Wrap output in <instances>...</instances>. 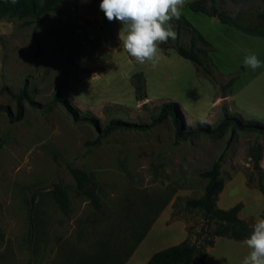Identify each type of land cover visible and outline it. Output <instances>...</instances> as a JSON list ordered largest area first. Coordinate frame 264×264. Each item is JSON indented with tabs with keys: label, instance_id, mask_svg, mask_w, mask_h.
Masks as SVG:
<instances>
[{
	"label": "rangeland",
	"instance_id": "1",
	"mask_svg": "<svg viewBox=\"0 0 264 264\" xmlns=\"http://www.w3.org/2000/svg\"><path fill=\"white\" fill-rule=\"evenodd\" d=\"M98 5L99 0H63L38 22L0 18V106L14 114L10 92L18 93L24 83L32 96V104L21 102L17 121L0 110V264H71L73 254H94L101 243L125 255L148 226L126 264L144 263L186 238L201 244L214 221L185 207L184 199L202 195L199 173L216 160L224 181L216 205L227 209L240 202V218L264 217V190L258 186L264 188L263 133L227 127L176 139L169 117L154 120L161 103L177 102L185 128L196 122L213 126L225 111L264 122V37L221 23L216 15L182 10L210 44L212 83L173 47H158L157 63L139 64L118 45L115 19L109 21ZM217 5L245 21L264 12V0ZM188 40L181 33L184 45ZM247 51L262 61L255 71L243 66ZM138 71L143 99L130 79ZM232 75L234 84L222 89ZM56 91L65 106L53 101ZM113 119L126 125L103 133ZM256 148L260 169L250 157ZM70 167L90 175L99 209L76 188ZM55 184L66 193V212L53 198ZM202 229L206 233L199 236ZM248 251L243 240L216 236L206 264H241Z\"/></svg>",
	"mask_w": 264,
	"mask_h": 264
},
{
	"label": "trees",
	"instance_id": "2",
	"mask_svg": "<svg viewBox=\"0 0 264 264\" xmlns=\"http://www.w3.org/2000/svg\"><path fill=\"white\" fill-rule=\"evenodd\" d=\"M63 0H0V18L5 16L18 15L20 17L28 16L38 22L42 15H46L51 11L57 10L56 4ZM222 0H192L189 2V9L193 12H202L209 16L213 11H216V18L224 24L239 29L240 31L253 35L264 37V12L257 14L256 19L245 21L240 15H232L230 12L223 8L217 7V2ZM233 3L244 2L247 0H231ZM171 24L176 33L175 39H169L167 42L158 43V47L162 52H166L169 47H173L175 51L183 58L188 59L194 65L197 71H201L214 83L213 67L211 60L208 58L207 53L210 48L209 42L194 28V26L181 14L179 20H172ZM186 32L189 35L188 44L184 45L181 41V33ZM198 42L202 45L198 46ZM131 83L134 87L135 95L138 99L146 98L144 88V76L141 71L134 72L131 75ZM237 77L232 75L230 78L221 85L222 89L230 88ZM3 91H6L3 88ZM10 96L14 99L15 108L14 114L9 110L8 106H0V110L4 111L11 121L21 119L23 111L21 102L25 101L32 104L31 93L24 83L18 93L10 92ZM53 101L66 105L64 97L59 91L54 92ZM182 110L177 102H163L159 105V110L155 116V122L164 117H169L174 127V134L176 139H184L192 137L196 133L203 134H216L225 128L231 130L241 131H255L264 134V122L255 121L252 119H242L235 112H224L220 120L213 126H208L202 122H196L192 127H184L182 121ZM76 117V114H74ZM83 120L91 122L89 117H83ZM92 123V122H91ZM126 125L121 120L113 119L104 127L103 133L110 130L120 129ZM250 157L253 166L260 169L259 161L261 160L260 150L258 148L250 151ZM71 173L76 188L87 195L88 200L94 209L100 208L98 196L90 188L91 178L90 175L78 167H70ZM199 176L205 180L203 193L199 197H189L184 199V205L190 209H196L201 214L205 221H214V228L211 233H207L209 238L204 240L201 244L197 241H191L188 238L176 244L169 245L163 249L155 251L142 264H206V250L214 242L216 236H225L236 240H243L248 235L251 225L254 222L242 219L238 216V212L242 206L240 202L233 206L222 209L216 205L218 194L223 188L224 181L220 177V162L214 161L209 168L201 171ZM259 189L264 190L262 183H259ZM53 198L58 207L66 212L68 208L67 197L63 187L55 184L52 190ZM149 227V226H148ZM148 227L144 228L139 236L136 238L134 245L123 255L119 249L110 250L104 243L100 244V249L94 254L81 256L73 254L78 259L73 257L69 258L71 264H124L132 251L141 242L145 236ZM205 232L202 229L203 234ZM206 233V232H205Z\"/></svg>",
	"mask_w": 264,
	"mask_h": 264
},
{
	"label": "clouds",
	"instance_id": "3",
	"mask_svg": "<svg viewBox=\"0 0 264 264\" xmlns=\"http://www.w3.org/2000/svg\"><path fill=\"white\" fill-rule=\"evenodd\" d=\"M185 0H99L104 16L120 22L118 39L126 53L139 64L145 61L157 63L158 43L175 39L171 24L179 20ZM243 66L253 71L262 61L256 52L247 51ZM249 249L241 264H264V217L258 218L244 239Z\"/></svg>",
	"mask_w": 264,
	"mask_h": 264
},
{
	"label": "crops",
	"instance_id": "4",
	"mask_svg": "<svg viewBox=\"0 0 264 264\" xmlns=\"http://www.w3.org/2000/svg\"><path fill=\"white\" fill-rule=\"evenodd\" d=\"M190 1H192V0H185V4L183 5L182 10H184L185 8H189L188 4H189ZM182 10H181V11H182ZM213 18H214V17H213ZM120 27H121L120 22H118V21L115 20V27H114V29H115V32H116V34H117V37H118V32H119ZM118 45H119V46H122V45L120 44V42H119V39H118ZM134 253H135V250H134V251L132 252V254L129 256V258L127 259V261L125 262V264L129 261V259H131L132 255H133ZM137 264H142V263L138 262Z\"/></svg>",
	"mask_w": 264,
	"mask_h": 264
},
{
	"label": "water",
	"instance_id": "5",
	"mask_svg": "<svg viewBox=\"0 0 264 264\" xmlns=\"http://www.w3.org/2000/svg\"><path fill=\"white\" fill-rule=\"evenodd\" d=\"M216 15V11H213L212 12V16H215ZM222 96H224V95H222ZM140 102H142V100H139Z\"/></svg>",
	"mask_w": 264,
	"mask_h": 264
}]
</instances>
